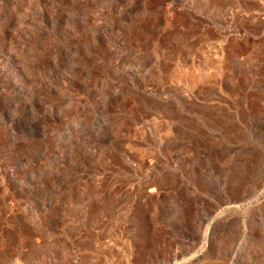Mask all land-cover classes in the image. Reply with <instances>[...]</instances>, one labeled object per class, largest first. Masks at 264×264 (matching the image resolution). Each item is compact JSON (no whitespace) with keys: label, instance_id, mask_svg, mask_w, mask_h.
Listing matches in <instances>:
<instances>
[{"label":"rangeland","instance_id":"374dc122","mask_svg":"<svg viewBox=\"0 0 264 264\" xmlns=\"http://www.w3.org/2000/svg\"><path fill=\"white\" fill-rule=\"evenodd\" d=\"M261 188L264 0H0V264H264Z\"/></svg>","mask_w":264,"mask_h":264},{"label":"bare ground","instance_id":"6f19581e","mask_svg":"<svg viewBox=\"0 0 264 264\" xmlns=\"http://www.w3.org/2000/svg\"><path fill=\"white\" fill-rule=\"evenodd\" d=\"M262 197H264V188H261L259 191L257 190V192L255 191H253V193L252 194H250V195H248V197H246V198H244V200H243V202H245L246 204H253V203H255V201H257L258 202V200L257 199H259L260 200V198H262ZM236 201H235V199H231V200H228V202L227 201H225L222 205L223 206H220V207H215V209L213 210V214H212V220H215V219H217L218 217H220L221 215H223V214H225V213H227L229 210L231 211L232 209H236L238 206H237V204L235 203ZM237 210V209H236ZM210 226H211V222L208 224V225H206V228H205V230L203 231V233H202V235H203V241H201L202 242V248L203 247H205V246H207V238H208V236H209V234L211 233L210 232ZM75 245H77L78 243H76V242H73ZM90 248V247H89ZM197 256H198V254H195V255H190L189 257H187V258H185V259H183V260H181V261H190V260H192V259H195L196 261L198 260V258H197ZM74 257V256H73ZM10 260V259H9ZM181 261H179V260H177V259H173V262L171 263V264H180L181 263ZM64 262V261H63ZM65 264V263H64ZM228 264V263H227Z\"/></svg>","mask_w":264,"mask_h":264}]
</instances>
